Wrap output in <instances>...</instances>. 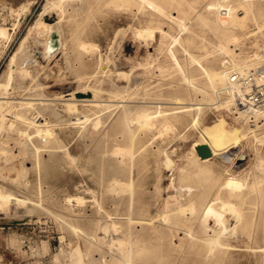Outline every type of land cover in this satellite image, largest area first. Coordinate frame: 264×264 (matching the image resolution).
Segmentation results:
<instances>
[{
  "label": "rangeland",
  "instance_id": "obj_1",
  "mask_svg": "<svg viewBox=\"0 0 264 264\" xmlns=\"http://www.w3.org/2000/svg\"><path fill=\"white\" fill-rule=\"evenodd\" d=\"M153 1L182 27L137 0H0V264H264V118L251 130L230 118L242 140L224 149L240 147L242 167L196 159L234 111L198 65L211 74L232 59L264 64V0ZM233 12L246 13L226 23ZM41 15L58 45L35 28ZM142 28L166 35L147 40ZM66 89L94 92L98 105ZM143 109L160 111L147 127L135 120ZM227 177L242 182L239 197L222 188ZM212 202L234 208L223 213L234 233L218 244L219 227H203Z\"/></svg>",
  "mask_w": 264,
  "mask_h": 264
},
{
  "label": "bare ground",
  "instance_id": "obj_2",
  "mask_svg": "<svg viewBox=\"0 0 264 264\" xmlns=\"http://www.w3.org/2000/svg\"><path fill=\"white\" fill-rule=\"evenodd\" d=\"M113 2H117V1H121V3L123 5H128L130 0H112ZM141 3H143L144 5L147 6V8H149L151 11H153L154 13L158 14L159 16L161 17H164L167 18V20L169 22H173L175 24H177L180 28L182 27V20H180L177 16H170L169 14H166L165 11L163 10V8L161 6H159L155 1L153 0H137ZM68 3V2H66ZM70 3V2H69ZM52 5H54V3H51ZM56 4V3H55ZM46 11V10H45ZM60 11V9H59ZM241 11V10H239ZM244 11V10H242ZM61 12V11H60ZM246 13V12H245ZM243 13V14H245ZM242 14V15H243ZM241 15V14H240ZM237 15L235 12H233L232 14L228 15V20L226 21V23L230 24V23H234L236 22V18H241L242 15ZM223 16V17H222ZM220 15V13H217L215 14L214 16V22L218 23L219 22V18H220V22L223 21V19H225L226 15L223 14V15ZM42 15L39 16V19L37 20V22H35V28H41L40 30H37V31H40L41 34H43V36L47 37H52L55 41V46L58 45L57 44V36L55 34V32H51V31H55L54 30V26L53 24L51 23H47V22H44L42 21ZM204 21V20H203ZM52 22V21H51ZM219 24V23H218ZM220 26V25H219ZM4 30H1L0 29V34L1 35H4L2 33H5L3 32ZM40 34V33H39ZM40 34V35H41ZM136 34L137 36L141 37V38H144V39H149V40H153L155 38V36L157 34H159L160 36L163 37V35H166V31H164L163 28H142V29H137L136 30ZM40 39V38H39ZM42 39V38H41ZM175 38L172 39V42H175ZM47 41V40H46ZM42 42V41H40ZM45 44V43H44ZM63 48V47H62ZM79 48V47H78ZM80 48L82 49H86L87 46L84 45V44H81ZM91 48V47H90ZM223 53H228L230 50L228 49V47L226 46H223L222 47V50H221ZM170 54H171V48L169 49L168 51ZM234 52V51H233ZM227 55V54H226ZM48 56V54H47ZM50 56V55H49ZM255 59H256V63H260V61L262 60V56H259L258 54H255L254 55ZM188 57L191 59V61L193 62H196V59L191 56V55H188ZM24 58V57H22ZM21 58V59H22ZM30 58V57H29ZM49 58V57H48ZM264 58V57H263ZM28 60V58L25 59V61ZM98 60V59H97ZM20 60H18L19 62ZM123 61V60H122ZM232 65H231V70L229 71H224L223 73L222 72H214V73H209L208 71H206V69L204 67H202L201 65H198L200 70H201V73L203 74L204 77L207 78L208 80V83L211 87H214L216 84H221L219 86V88L215 89V93L221 89V87L223 86L224 82H225V79H226V75L228 72L230 71H237V72H242L244 70H246L248 68L249 65L251 64H246L245 61L242 63L236 61L235 59H232ZM27 62V61H26ZM116 62V61H115ZM98 63V62H97ZM113 63V62H112ZM124 64V63H123ZM121 65V63H120ZM175 65L178 67L179 64L177 63V61H175ZM34 67V66H33ZM37 67V66H36ZM35 67V68H36ZM115 67H116V64H115ZM106 68V67H105ZM38 69V68H37ZM42 69V68H41ZM115 69V68H114ZM250 69V68H249ZM35 70V69H34ZM40 71V70H39ZM104 71H107V70H103L102 72ZM41 73V72H40ZM106 73V72H104ZM117 74H120L123 75L122 73L123 72H116ZM115 73V74H116ZM30 74V73H29ZM39 75V74H38ZM35 77V76H34ZM27 78V77H26ZM25 78V79H26ZM123 78V76H122ZM37 79V78H35ZM121 79V78H120ZM126 79V78H125ZM182 79L184 81H187V83H189V85L191 86V88L193 90L196 89V87L193 85V79L191 77H189L187 74L184 75V77L182 76ZM10 80V79H9ZM42 80V79H40ZM118 80V79H117ZM35 81V80H34ZM33 82V80H32ZM118 82V81H117ZM133 82V81H132ZM38 83V82H37ZM114 83V82H113ZM31 84V83H30ZM33 84V83H32ZM115 84V83H114ZM20 85V84H19ZM130 85V84H129ZM132 85V84H131ZM17 86V84H16ZM39 86V85H38ZM115 86V85H114ZM70 87V86H69ZM119 87V86H118ZM122 87V86H121ZM34 88V86H33ZM72 88V87H71ZM18 89V88H17ZM32 89V88H30ZM36 89V87H35ZM123 89V88H122ZM120 89V90H122ZM127 89V88H126ZM28 90V88H27ZM39 90V89H38ZM41 90V89H40ZM200 91V90H198ZM40 92V91H39ZM66 92V93H65ZM65 92L63 93L64 96H70V97H74L75 98V94L79 95L75 98L74 101L76 102H83V103H89V104H94V105H98V101L95 100V94L94 92H89V91H86V92H81V91H77L75 89H70L69 91L66 89ZM33 93V92H32ZM86 94H89V95H86ZM26 95V94H25ZM29 95V94H28ZM35 95V94H34ZM39 96V94H38ZM60 96V94H59ZM56 97V96H55ZM4 98V97H3ZM23 99V98H22ZM45 99V98H44ZM54 99V98H52ZM174 101V103H177V98H173L172 99ZM18 101V100H17ZM67 101V100H66ZM6 102V101H5ZM19 103V102H18ZM23 103V102H22ZM128 103V102H127ZM134 103V102H133ZM182 103V102H181ZM181 103H177V104H181ZM220 104H223L225 107H228L230 105H233L234 104L230 101H223L221 102ZM7 105V104H6ZM19 105V104H17ZM24 105V104H22ZM27 105V104H26ZM20 106V105H19ZM71 107V104L69 105ZM18 107V106H17ZM48 107V106H47ZM68 107V108H70ZM74 107V105L72 106V108ZM44 108V107H43ZM179 108L180 110H177L175 111V113H181V112H185V111H191L193 110V108H191L190 106H179L177 107ZM47 109V108H46ZM66 109V108H65ZM71 109V108H70ZM74 109V108H73ZM72 109V110H73ZM195 109H199V107H195ZM234 109V114H237L238 116L235 118L237 120H239L240 123H245L248 128L250 129L254 123L256 124V120L258 118L261 117L264 118V108L262 109H258V110H255L254 112H252L251 116H247L244 114V110L241 109L240 107L238 106H234L233 107ZM24 110V109H23ZM77 110V109H76ZM70 111V110H69ZM68 111V112H69ZM74 111V110H73ZM72 111V112H73ZM160 111H153V112H149L147 109H143L141 111V113H139L137 116H136V119L138 121V123H141L144 127H147V126H150L152 125L153 123V120L159 116L158 114ZM30 113V112H29ZM50 113H53V112H50ZM157 113V115H155ZM14 115V114H13ZM57 115V114H56ZM52 116V114H51ZM126 119H127V112H123L122 115H121V118H120V121H119V127L124 130V135L125 138L128 140L130 138L129 136V132H128V129L127 127L125 126V122H126ZM2 120H3V117H2ZM33 120V119H32ZM45 121V120H44ZM135 121V122H137ZM259 122V121H257ZM262 122V121H261ZM9 123H12V121H10ZM32 123V122H31ZM134 123V122H133ZM35 124V123H34ZM37 125V124H36ZM157 125V124H156ZM160 125H162L165 129H163V133L164 132H167V124L165 121H162V123H160ZM39 126V125H38ZM141 126V125H140ZM161 126V127H162ZM218 129H219V134L220 136L219 137H215L212 139V141H206L205 138L202 137V143L203 145H205V147L207 149L210 150L211 152V156L210 157H207V158H216L218 159L219 161H221L222 163L224 164H227V166H230L232 164V162H234V168H240L243 166V160L245 159L246 155L242 152V153H238V151L240 150V147H237V146H234V147H228V149H224V147L226 146H231V144L233 143H236L237 141L241 142L242 140V136L238 133H235L234 131V126H229L227 128H221V120L220 119H217L216 120V123L215 125ZM153 128V127H152ZM171 128V127H170ZM159 130V128H158ZM170 130V129H169ZM251 130V129H250ZM39 132H42V135L43 133L46 132V130L42 127L41 130H39ZM158 135L162 134L160 133L159 131H157ZM160 133V134H159ZM38 134V133H37ZM36 135V133H35ZM197 144L199 143H194L192 146H196ZM116 149V148H115ZM117 151H120V153H125V154H129V150L128 149H121V150H117ZM118 153V152H117ZM116 154V153H114ZM115 156V155H114ZM130 157V156H128ZM237 157V158H236ZM212 158V159H213ZM196 159H199V157H197L196 155ZM206 159V158H204ZM204 159H199L201 161H205ZM235 159V160H234ZM241 161V162H240ZM130 162V161H129ZM236 162H238V164H236ZM240 162V163H239ZM219 163V162H218ZM233 165V164H232ZM259 166L263 169L264 168V160L260 161L259 163ZM222 188L224 190L227 191L228 195L231 196V197H239L241 195V188H242V182L239 180V179H236L234 177H227L223 183V186ZM175 204V203H174ZM214 205V202L212 203H209L206 205V207H204V210H203V227L206 228L207 226L209 227H219L216 231V233L213 235V239L210 241V243H217L218 244V240H219V237L221 235H225V233L228 231V232H231V233H234V226H231L230 228V224H226L224 222V216H223V213H224V209L227 208V210L229 212H233L234 211V208L232 207V205L228 204V203H220V208L219 209H215L213 207ZM174 208V207H173ZM188 210V209H187ZM164 217V216H163ZM237 218V217H236ZM166 220V219H165ZM232 220V219H231ZM163 222V221H162ZM158 223V222H156ZM159 225V224H158ZM168 227V226H167ZM211 229V228H210ZM102 237V236H101ZM115 238V237H114ZM116 245V243H114ZM115 247V246H114ZM128 255V254H127Z\"/></svg>",
  "mask_w": 264,
  "mask_h": 264
},
{
  "label": "built area",
  "instance_id": "obj_3",
  "mask_svg": "<svg viewBox=\"0 0 264 264\" xmlns=\"http://www.w3.org/2000/svg\"><path fill=\"white\" fill-rule=\"evenodd\" d=\"M216 98L232 102L247 116L264 108V64L242 72H228L223 86L216 92ZM233 112L231 110L225 119L219 118L222 129L231 126V117L235 119L238 116Z\"/></svg>",
  "mask_w": 264,
  "mask_h": 264
},
{
  "label": "water",
  "instance_id": "obj_4",
  "mask_svg": "<svg viewBox=\"0 0 264 264\" xmlns=\"http://www.w3.org/2000/svg\"><path fill=\"white\" fill-rule=\"evenodd\" d=\"M86 95H89V94H86ZM196 153H198L197 155L199 156L200 159H204V158H207V157H210L211 156L210 150L207 149L205 147V145H203V144L200 145V146H198V147H196Z\"/></svg>",
  "mask_w": 264,
  "mask_h": 264
}]
</instances>
